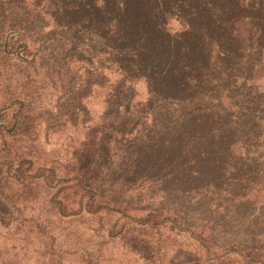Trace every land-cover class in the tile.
<instances>
[{
    "label": "trees",
    "instance_id": "trees-1",
    "mask_svg": "<svg viewBox=\"0 0 264 264\" xmlns=\"http://www.w3.org/2000/svg\"><path fill=\"white\" fill-rule=\"evenodd\" d=\"M170 16L182 31L170 33ZM263 63L264 0H0V177L14 169L23 190L16 199L0 191V264H31L29 253L41 264L66 255L113 264L117 246L119 264H264V244L222 245L171 200L229 232L261 234L239 207L253 198L243 170L262 155L243 140L240 117L221 120L227 102L258 101ZM46 90L58 96L48 105ZM94 96L102 126L70 145L68 163H42V133L48 141L88 123ZM39 210L66 228L89 215V239L79 229L62 239Z\"/></svg>",
    "mask_w": 264,
    "mask_h": 264
},
{
    "label": "rangeland",
    "instance_id": "rangeland-1",
    "mask_svg": "<svg viewBox=\"0 0 264 264\" xmlns=\"http://www.w3.org/2000/svg\"><path fill=\"white\" fill-rule=\"evenodd\" d=\"M167 28L169 29L171 34H175L178 31H182V25L174 16L168 17L166 22ZM79 65V64H78ZM264 67V63L262 65ZM78 67L74 68L75 72H77ZM9 70V68L7 69ZM33 75V79L36 82V85L40 87L43 83H45V79L39 74ZM82 75V70L76 74V79H79ZM255 84L258 90L255 96L258 97V101H249L246 102L244 106L235 107L231 106L227 101L225 105V114L223 115V119L221 120L222 124L226 127L231 126V122L236 121L240 117L241 121V131L243 140L246 141L247 145L250 147H254L256 150H259L260 154L262 155V159H258L255 161L256 157H253L254 160L251 161L249 167H246L243 170V183L244 187L247 186L251 188L253 191L251 201H246L243 205L239 207V211L241 212V217L243 219H247V222H253V225L258 226L261 223L262 232L261 234H255L251 232L248 228L239 229L234 232H229L226 229H223L222 226L219 225V222L214 218L211 213L202 214L201 212L194 213L191 210V203L189 201L183 199H176L171 197L172 201H175L178 208H180V213L187 218V221H191L196 224H200L203 221L208 222L212 227H214L216 234H218L217 240L218 243L222 245L228 244H237V245H262L264 244V68L259 67L255 71ZM25 84V81L23 82ZM250 86V84H249ZM31 87V85L29 86ZM139 99L146 100L147 92L143 86L139 87ZM40 93H42L40 91ZM41 101L44 104L48 105L50 101H55L58 96L54 95L53 91L46 90L45 93L41 96ZM84 103L87 106V118L88 123L82 124L80 123L78 128L76 129L73 127L74 125H70L66 130H62L60 133L50 137L48 141L44 134L42 133V142L39 147L35 148L37 151V155L41 158L40 161L44 163V161L49 162L51 158H54V161H58L60 164L68 163L69 160L72 159V151L73 149L70 148V145L78 148L80 144L86 140L87 134L93 128H100L102 126V119L104 118V107L101 104V101L97 97H90ZM2 102H0V106H2ZM224 105V104H223ZM255 106H259L258 110L255 111ZM245 107H250V113H244ZM1 110V107H0ZM157 113V112H156ZM0 113V132L5 131L4 127V119L1 118ZM134 121V123H136ZM143 123V121H142ZM258 137V138H257ZM258 139L257 143L253 142L252 140ZM114 139V138H113ZM114 141V140H113ZM253 143H251V142ZM4 171H7L4 168ZM14 169L10 175L4 174L0 178V191H3V196H8L9 198L16 199L20 195L23 194V190L21 187L18 186V182L14 180ZM44 189V188H43ZM40 189L38 193L40 194L39 197H44V190ZM44 194V195H43ZM43 195V196H41ZM2 207V206H1ZM0 207V210L3 208ZM37 216L45 225H49V229L52 231L54 230L57 235H60L62 239L65 238V232L75 231L77 229L80 230L79 233H85L84 241H87L92 233L91 229L93 226L90 227L92 223V218L89 215L84 216L85 223L82 224L80 217H76L73 219L67 218V223L70 220H73L72 223L68 228L67 226L61 225L59 220L60 218L54 217L50 213H44L42 211H37ZM259 223V224H258ZM63 242H65L63 240ZM89 242V241H88ZM68 243V242H67ZM69 244L65 246L68 247ZM87 246V245H84ZM83 247V246H81ZM72 247L69 246L68 249ZM73 249V248H72ZM112 253L113 264H119L124 261L122 256V248L118 247L114 248ZM28 258L31 264H41L38 262L40 257L36 253H29ZM127 261V260H125ZM78 255H66L63 260L62 264H80L79 263ZM57 264V263H56ZM126 264V262L124 263Z\"/></svg>",
    "mask_w": 264,
    "mask_h": 264
}]
</instances>
